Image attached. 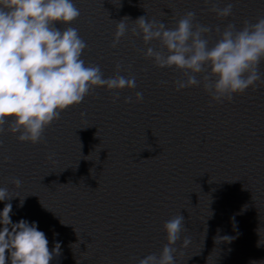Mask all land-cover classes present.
Wrapping results in <instances>:
<instances>
[{
    "label": "clouds",
    "instance_id": "1",
    "mask_svg": "<svg viewBox=\"0 0 264 264\" xmlns=\"http://www.w3.org/2000/svg\"><path fill=\"white\" fill-rule=\"evenodd\" d=\"M232 9V3L211 6L221 18L230 16ZM80 15L73 0H0V133L11 118L9 130L19 133V141L40 143L45 129L60 118L62 111L82 103L96 88L113 90L118 100L119 90L137 87L135 76L120 75V64L116 75L105 77L99 65L86 64L82 59L87 43L78 29L57 26L71 25ZM127 19L116 21L112 47L128 32ZM134 22L132 33L142 36L146 45L159 42V49L147 47L145 57L159 68L182 73L183 78L175 81L177 91L203 84L213 101L223 103L231 102L234 95L243 94L257 81L264 82L259 70L264 61V16L255 23L245 20L241 28L229 23L221 31L217 26L219 38L214 43L205 36L212 27L196 22L192 11L172 28L146 16ZM141 101L143 93L135 92V102ZM133 102L132 96L125 98V103ZM12 183L17 188L22 185L19 178ZM13 198L7 187H0V201ZM23 204L24 199H20L19 207ZM12 207L6 203L0 211V264L9 260L10 264H50L60 256L61 244L55 243L50 250L45 233L35 222H12ZM185 224L181 213L167 220L163 225L167 243L161 252L150 253L136 264H176L175 245L188 231ZM190 243L191 237L184 236L182 246Z\"/></svg>",
    "mask_w": 264,
    "mask_h": 264
}]
</instances>
